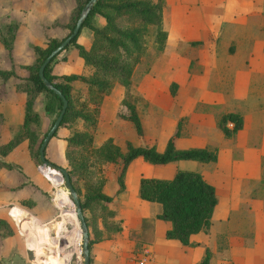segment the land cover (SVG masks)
I'll use <instances>...</instances> for the list:
<instances>
[{
    "label": "rangeland",
    "instance_id": "obj_1",
    "mask_svg": "<svg viewBox=\"0 0 264 264\" xmlns=\"http://www.w3.org/2000/svg\"><path fill=\"white\" fill-rule=\"evenodd\" d=\"M77 2L0 0V69L14 67L17 73L0 76V264H82L81 231L68 189L60 172L39 157L42 139L61 107L48 91H34L28 80L41 58L37 47L69 33L66 22ZM162 13L160 25L147 26L146 50L129 85L115 81L104 96L93 144L111 138L121 150L126 140L162 150L180 121L176 147L214 149L217 159L152 163L139 156L123 168L120 158L96 163L90 158L94 179L112 196L108 205L115 212L114 195L127 187L137 192L141 176L199 171L215 185L218 202L210 225L190 245L206 237L212 247L210 264H264V0H164ZM90 18L95 25L105 23L98 12ZM91 39L92 29L83 25L76 41L89 46ZM51 69L56 74L92 71L73 43L53 58ZM73 86L86 89L79 81ZM28 97L38 119L24 124ZM128 102L138 113L141 134L121 116L128 112ZM227 111L243 117L242 128L228 136L218 124ZM80 123L58 125L44 149L49 161L71 165L65 156L66 137L70 126ZM18 133L27 138L4 151L2 145ZM76 155L81 159L80 150ZM76 183L84 188L83 178ZM85 213L94 233L103 225L102 208ZM123 221L117 217L113 223L122 229Z\"/></svg>",
    "mask_w": 264,
    "mask_h": 264
},
{
    "label": "trees",
    "instance_id": "obj_2",
    "mask_svg": "<svg viewBox=\"0 0 264 264\" xmlns=\"http://www.w3.org/2000/svg\"><path fill=\"white\" fill-rule=\"evenodd\" d=\"M163 2L164 0H97L82 24L92 29L89 46L76 41L79 32L69 42L74 44L77 53L92 71L62 74L52 72L51 61L59 52L53 56L44 69L45 76L62 91L67 99V106L59 125L74 123L75 120L81 122L80 127L70 126L72 131L66 137L65 156L71 164L67 170L71 183L79 194L82 211L90 231L89 247L98 238L104 235L109 237L121 229L120 225L113 223L115 212L108 205L112 196L105 193L101 182L99 184L94 179L93 160L94 163L95 161L117 162L120 158L124 168L131 160L139 156L152 163H166L176 159H195L206 162L217 159V152L214 149L199 146L176 147L174 138L179 134L180 121L177 122L176 129L168 137L162 150L156 149L153 145H135L130 140H126L125 150H121L111 138H106L99 145L93 144L92 130L96 125V114L102 100L106 94L111 92L115 81L122 83L125 87L129 85L133 68L146 50L147 26L149 24L158 26L162 21ZM84 4L82 0H78L71 11L66 22V25L70 27L69 33ZM94 12L100 13L105 18L104 24L92 23L90 16ZM62 39L52 40L46 47H37L36 51L39 52L38 56L40 55L41 58L35 70L30 71L28 76L34 91L38 92L43 89L48 91L58 99L60 107L62 106L61 99L45 86L38 75V68L48 53ZM8 47L11 48L10 45ZM14 73H16L14 67L0 69V76L5 78ZM73 81L83 83L86 89H75ZM24 107V124L36 121L38 113L32 108L30 97L26 99ZM126 107L128 112L121 113V116L130 120L137 133L141 134L142 125L134 105L128 102ZM3 120L4 116L0 111V123ZM228 122L232 125H228ZM218 124L223 133L228 136L242 128L243 117L239 112L227 111L221 114ZM25 138H27L26 134L18 133L2 147L4 151H7ZM79 150L81 159L76 155ZM89 159L92 162H89ZM47 170L54 171L53 169ZM79 178H83L85 182L83 189L76 183V179ZM138 193L142 199L161 204V212L157 216L170 223L165 230V236L178 239L183 244L190 243L193 233L210 225L218 202L215 185L206 180L199 171L192 169H177L171 177L141 176L138 182ZM97 206L102 208V215L105 217H103L105 231L95 227L93 233L85 209H96ZM106 218L111 221H106ZM209 263L210 250L206 248L202 258L196 264Z\"/></svg>",
    "mask_w": 264,
    "mask_h": 264
},
{
    "label": "crops",
    "instance_id": "obj_3",
    "mask_svg": "<svg viewBox=\"0 0 264 264\" xmlns=\"http://www.w3.org/2000/svg\"><path fill=\"white\" fill-rule=\"evenodd\" d=\"M208 20L214 24V19ZM112 204L115 218H123L124 226L111 236L104 235L91 243L90 264H196L206 248L212 250L204 236L195 239L197 244L194 247L166 237L165 230L170 223L157 216L161 212V204L142 199L138 191L131 192L127 187L114 195ZM98 228L105 230L101 224ZM198 233L191 235L190 242ZM145 246L151 250V260L143 263L140 251Z\"/></svg>",
    "mask_w": 264,
    "mask_h": 264
},
{
    "label": "water",
    "instance_id": "obj_4",
    "mask_svg": "<svg viewBox=\"0 0 264 264\" xmlns=\"http://www.w3.org/2000/svg\"><path fill=\"white\" fill-rule=\"evenodd\" d=\"M96 1L97 0H88L83 5L72 31L68 35H66L60 41V43H58V45H56L48 53V55L44 58V60L42 61V63L40 64V66L38 68V75L42 79L45 86L48 89L52 90L55 94H57L62 101V106H61V109H60L56 119L54 120L50 129L47 131L46 135L42 139V142L39 146V156H40L41 160L46 165L54 167L56 170H58L60 172L61 177L63 178L64 183L68 189L69 197L74 204V212H75L76 217H77L78 222H79L81 237H82V240H81L82 264H90V261H91V259H90V247H89L90 234H89V229H88V226H87V223L85 221V217H84V214L82 211V206H81L79 194H78L77 190L74 188L73 184L71 183L67 168H65L61 165L54 164L53 162L49 161L48 159H46L45 154H44V149L47 145V142L49 141L50 137L54 134L56 128L58 127V125H59V123L63 117L64 111H65L66 106H67V99H66L65 95L62 93V91L59 88H57L45 76L44 69H45V66L53 58V56H55L58 52H60L70 42V40L79 32L80 27L82 26V24L84 22V19L86 18V16L88 15L89 11L94 6ZM63 235H64L63 230L58 232L59 238L63 237Z\"/></svg>",
    "mask_w": 264,
    "mask_h": 264
},
{
    "label": "built area",
    "instance_id": "obj_5",
    "mask_svg": "<svg viewBox=\"0 0 264 264\" xmlns=\"http://www.w3.org/2000/svg\"><path fill=\"white\" fill-rule=\"evenodd\" d=\"M150 260H151V250L147 246H145L140 251V261L145 263Z\"/></svg>",
    "mask_w": 264,
    "mask_h": 264
}]
</instances>
